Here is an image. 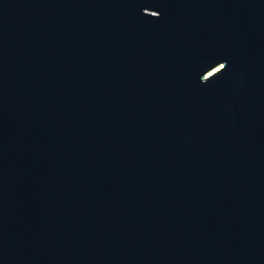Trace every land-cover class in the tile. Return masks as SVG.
Instances as JSON below:
<instances>
[{
  "label": "water",
  "instance_id": "1",
  "mask_svg": "<svg viewBox=\"0 0 264 264\" xmlns=\"http://www.w3.org/2000/svg\"><path fill=\"white\" fill-rule=\"evenodd\" d=\"M75 0H0V264H78L69 143Z\"/></svg>",
  "mask_w": 264,
  "mask_h": 264
}]
</instances>
